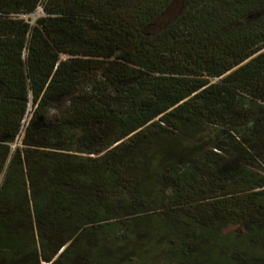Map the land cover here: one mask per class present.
<instances>
[{
  "label": "trees",
  "instance_id": "trees-1",
  "mask_svg": "<svg viewBox=\"0 0 264 264\" xmlns=\"http://www.w3.org/2000/svg\"><path fill=\"white\" fill-rule=\"evenodd\" d=\"M0 264H264V0H0Z\"/></svg>",
  "mask_w": 264,
  "mask_h": 264
},
{
  "label": "built area",
  "instance_id": "built-area-1",
  "mask_svg": "<svg viewBox=\"0 0 264 264\" xmlns=\"http://www.w3.org/2000/svg\"><path fill=\"white\" fill-rule=\"evenodd\" d=\"M42 13H43V10L40 8L39 11H38V13H37V15L39 16V15H41Z\"/></svg>",
  "mask_w": 264,
  "mask_h": 264
}]
</instances>
